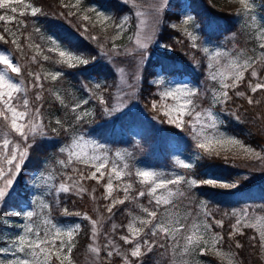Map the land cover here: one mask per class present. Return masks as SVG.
<instances>
[{
  "label": "snow or ice",
  "instance_id": "snow-or-ice-1",
  "mask_svg": "<svg viewBox=\"0 0 264 264\" xmlns=\"http://www.w3.org/2000/svg\"><path fill=\"white\" fill-rule=\"evenodd\" d=\"M132 2L133 7H136V0H132ZM239 3L243 5L245 14H247L250 9L248 0H239ZM15 5H23V9H18ZM79 5L80 0H76L74 4H65L64 0H61V6L65 8L76 9ZM160 7L155 8L157 14ZM0 10H4L0 12V27L3 28V31L0 32V41L8 43V36L14 37L10 42L26 61V63L16 62L10 54L0 52V66H3L0 67V201H3L16 183V179L29 156V149L33 146L31 141L37 136L45 135L47 131L42 112L45 107L43 103L45 91L43 81L49 78L56 81L62 73L49 72L43 74L39 71H25L27 63H39L37 57H42L44 61H49L52 57L44 54L45 49L39 43L31 41V33L25 37L29 43L21 44L18 30L8 27L9 24L16 25L18 23L20 27L27 28L26 21H17V15L24 17L30 14L32 17H36L38 14L43 15L42 9L32 3H26L25 0H0ZM135 14L137 17L144 16V13L140 11ZM96 15L102 21L110 20V17L102 12H96ZM82 19L88 21L90 17L84 15ZM191 19L190 16L186 17L183 23L187 25ZM255 19L256 17L252 16V20ZM157 22L158 15L153 18L152 28L145 31L146 21L143 18L140 19L139 30L134 39L136 47L132 51L141 57L153 39ZM113 28L115 35L111 39L114 41L122 34L124 24L116 23ZM35 31L39 32L40 30L37 28ZM185 33L192 41V47L195 48L197 36L188 31L187 28ZM49 39L52 46L48 47L46 51L48 53L57 52L61 58L57 62L67 63L69 67L74 66L73 62L86 63L70 51L60 48L55 38ZM256 39L259 41V48L264 50V28L260 29ZM33 48L35 53L29 56L28 52ZM111 51L115 55H121L114 42ZM204 51L208 53L209 50L205 48ZM222 55L230 54L220 51L209 54V79L219 84L218 89L211 91L209 107L204 108L202 106L201 101L204 97L198 88L182 85L171 86L160 92V102H153L152 108L154 111L160 112L166 121L176 128L183 130L185 126H188L191 129L196 148L202 149L206 154H212L213 146L230 145L242 149L245 154L254 156L257 160H264V155H261L260 152L243 144L238 138L221 131L220 122L213 111L215 106L225 105L232 99V96L229 95L230 91H234L236 97L246 99L249 105L261 103L260 100H254L253 96L258 92L264 93V51L261 52L259 59L254 56L243 59L239 56H230L228 63L221 69L217 65L220 64L219 58ZM118 71L123 72V69H118ZM246 77L250 78L246 80ZM245 81L250 94L244 91H235ZM162 83L163 81H157V84ZM96 87L99 88L100 85L97 84ZM169 98L172 102L170 104L164 103ZM56 99L61 104L64 103L59 95H56ZM99 100L101 104L105 103L102 96L99 97ZM87 103L88 100L85 99L83 104ZM80 107V104H76L70 109L76 114L75 120L77 122L89 115L86 111L77 112ZM55 124L58 128H53L52 131L62 130L68 137V141L59 148V152L63 154L64 158H60L58 164L65 169V172L62 173L63 178L59 183H51L53 180L51 174L45 176L44 173H40L36 177V181L40 183H37L36 186L39 187L43 183L48 189H51L49 194L54 196L63 193L65 195L75 194L81 199L87 195L93 201L103 199L108 201L103 205L108 214H112L117 205H123L125 202L132 203L143 214H136L129 209L130 220L127 224L122 226L113 224L111 226V235L105 234L104 237V257L101 260V248L97 244V238L100 234L98 225L101 224V220L93 219L87 213H71L67 208L63 209L65 215H82V218L91 224L93 244L89 246V251L94 255V264L97 261L100 264H104V261L111 264L113 257H120L123 264H143L141 257L152 253L154 248L165 249L167 245L175 251L181 244L185 253L198 250L200 255H204L210 246L211 249L215 250L216 255L228 257L231 264V255L224 253L218 247L224 237L219 233L212 232L211 224H203V231H201L200 225L195 222L189 224L187 218L184 222L179 218L171 220L166 217V214L160 212L162 206L167 207L173 203L174 196L182 197L185 195L177 187L182 183L194 187L201 183L225 182L214 178L198 181L195 178H186L184 175L163 178L162 174L156 171L132 169L126 162L120 165L109 160L103 144L86 140L83 135H73L71 126L65 127L62 119H56ZM216 154L219 155L218 152ZM117 158L123 160L120 154H117ZM177 164L185 169L193 167L191 162L182 160H178ZM86 181H94L103 188L101 197L95 195L96 188L89 191L85 187L84 182ZM137 183L141 186L139 189L135 188ZM231 186L235 187L234 184ZM117 192H122L123 195H115ZM133 192L135 195L132 194ZM144 197H148L147 205L151 207L140 203ZM40 207L45 209L49 206L40 200ZM96 210L99 212L98 208ZM37 215L38 213L32 210L25 211L23 217L27 223L22 226V231L18 232L15 237L9 238L11 243L7 247H0V254H7L10 257L7 264H65V262L72 264L69 255L74 247L73 237L81 225L76 224L70 228H62L53 223L50 218H44L42 223H37L34 219ZM205 215H207L206 212ZM214 223L223 227L221 220H215ZM242 228H253L258 233L260 247L264 248V217L253 218L248 212H243L232 225L229 238L243 235ZM117 235L123 245L130 247L124 248L117 244L114 239ZM64 237H67V240ZM251 239L256 240L257 237L253 236ZM168 241H171L170 245L167 244ZM235 247L240 248L242 245L237 241Z\"/></svg>",
  "mask_w": 264,
  "mask_h": 264
},
{
  "label": "trees",
  "instance_id": "trees-1",
  "mask_svg": "<svg viewBox=\"0 0 264 264\" xmlns=\"http://www.w3.org/2000/svg\"><path fill=\"white\" fill-rule=\"evenodd\" d=\"M28 1L40 7L43 15L38 14L36 17H32L30 14L24 17L17 15V21H26L27 28L20 27L18 23L8 25L9 28L18 30L19 42L25 45L29 43L25 37L31 33V41L41 43L43 46L44 43L40 41V36H51L58 40L61 46L83 56L86 63L69 67L66 63L57 62L60 59L54 52L44 53L52 57L49 61L37 57L38 64L27 63L25 71L32 70L46 74L54 70L62 73V75L56 81L50 79L43 81L45 87L43 103L45 107L42 112L47 131L45 135L37 136L31 141L33 146L29 149V156L20 172L21 180L5 199L0 201V206H2L0 214H5L6 211L5 216L9 217L10 210L21 209L29 203L26 182L23 183L22 178L40 170L44 166V162L52 154L57 153L59 148L68 141V137L62 130L52 131L53 128H58L55 124L56 119H62L65 127L71 126L72 134L80 131V133L93 136L100 142L115 147L132 145L136 142L133 135H140L146 143L152 144L149 145V150L152 153H157L159 161L169 165L174 150L172 148L173 142L180 145L185 143L180 136L183 130L169 124L160 112L153 110L152 101L157 99L158 95L156 93L157 85L152 84L150 80L156 76L158 70L169 76H190L191 80L199 85L206 79V65L200 59L202 51L200 48H191L187 38L170 25L171 22L180 21L181 11L184 9L186 2L183 0H169L166 9L163 11L161 27L157 31V42L163 46V49L155 45L150 46L146 49L143 57L146 63L142 66L134 96L138 107L128 106L124 110L112 114L106 109H110L112 106L113 84L116 81L115 70L119 65H124L122 62L125 59L131 60L129 55L125 50L121 52V55L113 54L110 37L93 23L84 21L76 9L62 7L61 0ZM187 1L190 11L201 24L202 36L207 39L220 40L225 35L240 30L234 12L219 11L212 5L210 0ZM258 1L260 3L259 11L264 16V0ZM83 2L85 5H96L110 10L117 20L131 10V6L122 0H83ZM64 3L68 4L66 0H64ZM85 27H87V30H85ZM37 28L40 30L39 32L35 31ZM2 31L3 28L0 27V32ZM93 37H96V39H93ZM13 38L8 36V43L0 41V50H10L13 53L14 60L26 63L25 59L21 57L10 42ZM34 53L35 49L33 48L28 52V55L31 56ZM93 78L105 81V87L108 89L104 96L105 103L101 104L100 100L97 99L91 100L95 108L94 116L77 122L75 113L71 112L68 105L61 104L56 99V95H59L62 91L67 93H89L86 88H89L90 80ZM248 78L250 77H246V80ZM235 91H244L250 94L246 81L241 83ZM229 95L232 96V99L227 104L216 106L217 112L223 118L224 128L245 143L263 149L264 93L258 92L253 96L254 100L261 101L258 105H249L246 99L236 97L234 91H230ZM150 160L152 161L151 158ZM256 166H258L257 161L252 159L247 161L245 159L223 157L214 153L211 155L204 153L196 160L193 168L188 171V175L198 181L205 178L239 180L240 185L235 191H222L201 183L196 186L194 193L197 200L203 199L207 202L215 220L223 221V227H219V231L224 237L222 245L235 254L240 264H264L259 239H251L254 235L250 233L249 229L243 231V235L229 238L232 229L227 216L231 207L241 205L244 202L264 200V164L262 170L259 171H257ZM245 169L251 170L255 176L250 178L241 176ZM57 181V183L60 182L59 179ZM84 183L89 191L96 188L95 195L101 197L102 187L94 181ZM140 187L138 183L135 185L136 189ZM132 194L135 195L134 192ZM115 195H123V193L117 192ZM147 199L148 197L142 198L140 203L144 204ZM51 203V216L56 222H78L80 220L81 227L77 232L76 242L71 254L73 264H87L93 258L92 253L89 251V246L93 244L91 239L92 226L89 221L82 218V215H65L64 205H68V211L71 213H87L93 219L101 220V224L98 225L100 234L97 238V244L101 248V260L104 257V237L105 234L111 235V226L113 224L118 226L127 224L130 220L129 209L136 214L140 213L139 209L135 208L132 203L125 202L123 205H117L112 214H108L103 208V205L108 201L103 199L93 201L87 195L81 199L75 194L65 195L61 193L59 196L53 195ZM97 208L99 212H97ZM213 225L217 228L214 222ZM118 231L120 230L118 229ZM114 239L117 244L122 245L124 248L130 247L123 245V242L119 241L118 235ZM237 241L242 247H235ZM168 248L167 245L165 249L154 248L152 253L141 257L143 264H168L171 260ZM211 260L215 261L214 258ZM104 264H108V262L104 261ZM111 264H123V262L120 257H113Z\"/></svg>",
  "mask_w": 264,
  "mask_h": 264
},
{
  "label": "rangeland",
  "instance_id": "rangeland-1",
  "mask_svg": "<svg viewBox=\"0 0 264 264\" xmlns=\"http://www.w3.org/2000/svg\"><path fill=\"white\" fill-rule=\"evenodd\" d=\"M26 1V0H25ZM125 2V0H122ZM186 2V5L184 9L181 11V19L180 21H174L171 22L170 25L178 30L182 35H184L187 40L190 42V47H192V41L188 38V36L185 33V29L187 28L188 31L193 32L197 36L196 40V48H200L202 51V62L206 65L205 69V76L206 79L203 81L202 84L195 83L191 80L189 76H169L166 74H163L161 71H158L156 76L150 80L152 84L157 85V99L152 101L153 102H160V95L159 93L162 91H165L168 87L171 86H182V85H188L191 87H196L200 90L202 96L204 99H202L201 104L204 108H207L210 106L209 102L211 100V91L214 89L219 88V84L217 82H214L209 79V69L208 64L210 63L209 60V54L220 51L222 53H227L230 55H222L220 59V64L217 65L218 68H223L224 65H226L229 61L230 56L236 57L239 56L241 59L254 56L257 59L260 58V54L262 49L259 48V41L256 39L257 35L259 34V31L261 28H264V16L259 11L260 3L258 0H248L250 4V9L248 10L247 14H245V10L243 8V5L239 3V0H210L212 5L219 11H232L236 14V21L238 23V27L240 30L238 32L225 35L220 40H212L207 39L206 37L202 36L201 34V24L199 20L194 17L193 13L188 8V1L183 0ZM68 4H74L76 0H66ZM169 0H136V7H133L132 0H127V4L131 6V10L128 11L126 14H124L120 19H116L112 12L105 8H100L96 5H85L83 0H80V5L76 10L78 13L81 14V17L84 15H87L90 17L89 22L96 25L102 32H104L110 39L115 35V31L113 28V25L116 23H123L124 24V30L122 34L117 37L114 41L111 39V43L113 46V42L118 47L120 52L123 50L126 51V53L129 55L130 59H125L122 63L124 65H119L115 70V83L113 84V101L112 106L108 111L112 114L117 113L121 110H124L128 106L131 107H138V103L134 100L135 93L137 91V85L139 78L141 76L142 72V66L144 63L143 57L138 55L135 51H132L135 49V35L137 33L138 26L140 23V19L143 18L146 21L145 24V31L152 28V22L153 18L158 15V22L155 25L154 33H153V39L150 42L148 48L150 46H157L160 47V49H163V46L157 42V34L158 29L161 27L162 22V15L163 11L166 9L167 4ZM27 3V2H26ZM157 6L160 7V11L157 14L155 11V8ZM20 7H18L19 9ZM21 9H23V5L21 6ZM140 11L144 13L143 17H137L136 12ZM96 12H102L108 17H110V20L105 22L102 21L100 17L96 15ZM192 17V19L189 21L187 25L183 23L184 19L186 17ZM252 16H255L256 19L252 20ZM49 38H53L51 36H40V41L44 43L41 47L46 49L48 47H51V42ZM56 40V39H55ZM59 44V47L70 51L68 48L61 46L60 42L56 40ZM207 48L209 51L206 53L204 49ZM194 49V48H193ZM0 52H3L5 54H10L13 57L12 51L2 50ZM44 52V53H45ZM74 55L80 58L81 61H86L85 58L79 54H76L72 51H70ZM146 52V51H145ZM57 57L61 59L58 56ZM16 61V60H14ZM17 62V61H16ZM74 66H77L79 64H84L82 62H73ZM67 64V63H66ZM68 65V64H67ZM3 67V66H0ZM118 69H123V72L118 71ZM49 72H57V71H49ZM47 72V73H49ZM50 79V78H49ZM51 80V79H50ZM157 81H163L162 84H157ZM90 86L89 88H86V90H89V93H77V92H65L62 91L59 96L64 101V104L68 105L71 109L72 106L76 104H80L81 107L77 109V112L83 113L88 112L89 115L85 116L84 119H88L90 117H93L95 114L94 111V103L91 102L93 99L99 100V97L102 96L104 98L105 92L108 90L105 87V81L102 79H91L90 80ZM99 84L100 87L97 88L96 85ZM80 95H82L80 97ZM95 95L94 97H92ZM87 99L88 103L83 104V101ZM171 99L165 101L164 103H171ZM218 106V105H217ZM115 109V110H113ZM213 111L217 115V118L220 122V130L226 132L230 136H234L231 134L228 130H226L223 126L224 121L221 115L217 112L216 106L213 108ZM76 115V114H75ZM83 119V120H84ZM181 138H183V144H179L177 142H173L172 148L173 153L171 155V162L169 165L165 164L164 162L159 161V156H157V153H152L149 150V145L146 143L140 135H133L134 140L136 141L134 144L129 146H123V147H115L111 146L109 144H105L103 142H100L93 136L85 135L84 133L74 132L73 135H83L86 140L95 141L96 143L103 144L107 150L106 154L109 157V160L112 162H116L120 165L123 163H128L130 168L132 169H146L151 171H156L162 174L163 178H169L174 177L176 175H184L186 178L191 179L188 175V171H190L193 167L189 169H185L180 167L177 164L178 160L191 162L192 165H195V162L199 157L204 154V151L202 149H198L195 146V141L192 138L191 129L188 126H185V128L182 131ZM236 137V136H234ZM238 138V137H236ZM240 141L243 142V144L255 149L257 152H260L261 155H264V148L258 149L252 146L251 144L245 143L242 139L238 138ZM219 153V155H222L223 157H229V158H239V159H245L249 161L252 159L253 161H257L256 168L259 170H262V165L264 164V160H257L254 158V156L245 154L242 149H239L235 146L225 145L223 147L220 146H213L212 153L216 154ZM117 154H120L121 157H123V160H118ZM60 158H64L63 154H61L59 151L55 154H52L49 159H47L44 162V166L33 173H30L28 176H25L22 178V182H26V188L28 191V197H29V204L24 205L21 209H13L10 210V217L5 216L7 213L5 211V214H0V247H7L9 243H11V240L9 238L15 237L18 232L22 231V226L27 223L25 218L23 217V213L28 210H32L38 215L34 217V219L37 221V223H42L44 218H50L53 223L57 224L58 226L62 228H70L75 226L76 224L80 225V220L77 221H68L65 223H58L56 222L52 216H51V200L53 195H50L49 192L51 189H48L43 183L40 184L39 187L36 186L37 183H40L39 181H36V177L39 176L40 173H44L45 176L48 174H51L53 177V180L51 183H57L58 179L59 181L63 178L62 173L65 172V169H63L59 164L58 160ZM152 159V161L150 160ZM144 162L151 165V168H148L146 166H138V163ZM241 176L245 178H250L251 176H255L254 173L251 172L249 169H245ZM219 181H223L225 183H217V184H208L211 187L217 188L222 191H235L237 187L240 185L239 180H224V179H217ZM21 180L20 174L16 179V183L14 184L13 188L10 190L12 191L14 187L17 185V183ZM235 185V187L231 185ZM139 185V184H138ZM199 185V184H198ZM197 185V186H198ZM173 187V186H169ZM179 191H182L185 193L184 196H174L173 197V203L167 207L162 206L160 209L161 213L166 214V217L171 220H175L179 218L182 222L185 221V218H187V222L191 224L192 222H195L196 224L201 226V231H203V224L208 223L212 225V232L219 233V227L215 228L213 225V222L215 221L214 214L209 210V206L207 202L203 199L197 200V197L195 196L194 187H189L186 183H182L181 185L177 186ZM122 193V192H121ZM40 200H43L44 203H46L49 207L45 209H41L40 207ZM148 200V199H147ZM147 200L144 202L145 206L147 205ZM197 203V204H196ZM1 204V202H0ZM2 206H0L1 209ZM64 208H67L68 205H64ZM68 209V208H67ZM205 212L207 215H205ZM248 212L249 215L253 218L255 217H264V200L261 201H250V202H244L241 205L231 207L227 213V216L230 220V226L232 229V225L235 224L236 219L243 213ZM141 214L142 213H137ZM246 229L250 230V233L253 234L258 238V233L253 228H242V231H245ZM76 235L77 232L74 234L73 237V243L75 245L76 242ZM65 240H67V237H64ZM260 243V242H259ZM168 244H171V241H168ZM218 247L221 248V250L224 253H229L231 255V264H240V262L235 257V254L230 251V249H225L221 243V245H218ZM74 248V247H73ZM127 248V247H126ZM170 250V262L168 264H230L228 257H221L216 255L215 250L209 248L205 251L204 255H200L198 250H192L188 253H185L183 251V246L177 248L175 251H173L170 247L168 248ZM73 250V249H72ZM262 250V259L264 260V248H261ZM72 252L69 255V259L71 260L72 264ZM93 255V254H92ZM212 258L215 259V261L211 260ZM10 257L7 254H0V264H7ZM67 264V262H65ZM87 264H94V255L93 258L89 260ZM96 264H100L99 261L96 262ZM246 264V263H245Z\"/></svg>",
  "mask_w": 264,
  "mask_h": 264
}]
</instances>
